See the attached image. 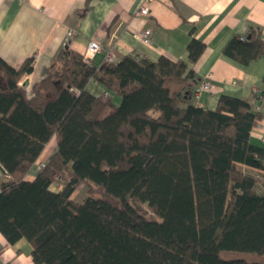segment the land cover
Masks as SVG:
<instances>
[{
    "label": "trees",
    "instance_id": "trees-1",
    "mask_svg": "<svg viewBox=\"0 0 264 264\" xmlns=\"http://www.w3.org/2000/svg\"><path fill=\"white\" fill-rule=\"evenodd\" d=\"M205 48L193 38L187 62L125 56L96 66L68 42L31 97L20 81L34 57L19 69L0 59L8 243L26 239L35 264H264L222 256L264 255V194L244 170L264 172V148L250 140L262 115L228 95L215 109L191 104L200 82L191 65ZM224 54L243 65L264 56L260 29L233 37ZM93 79L120 104L90 93ZM53 137L56 151L26 180ZM81 184L87 196L76 202Z\"/></svg>",
    "mask_w": 264,
    "mask_h": 264
},
{
    "label": "crops",
    "instance_id": "crops-1",
    "mask_svg": "<svg viewBox=\"0 0 264 264\" xmlns=\"http://www.w3.org/2000/svg\"><path fill=\"white\" fill-rule=\"evenodd\" d=\"M87 1L0 0V59L19 69L25 60L34 57L33 73L20 81L29 97L68 42L72 50L84 56L89 43L98 42L102 51L90 61L100 66L108 52L117 61L132 56L151 62L160 57L187 62L188 44L196 38L206 48L191 67L199 80L209 78L213 88L199 98L194 96L191 104L215 109L222 95L247 101L254 112L262 115L250 140L264 148V56L243 65L224 54L228 42L233 37L248 36L251 26L260 29L264 40V0H151L148 15L140 13L146 0H91L86 7ZM144 30H151L152 45L143 43ZM87 90L95 95L109 91L94 79ZM109 93L118 106L121 97ZM53 139V150L45 147L26 180H34L38 163L47 162L56 151V137ZM10 180L0 169V186ZM32 252L26 239L9 244L0 233V264H35Z\"/></svg>",
    "mask_w": 264,
    "mask_h": 264
},
{
    "label": "built area",
    "instance_id": "built-area-1",
    "mask_svg": "<svg viewBox=\"0 0 264 264\" xmlns=\"http://www.w3.org/2000/svg\"><path fill=\"white\" fill-rule=\"evenodd\" d=\"M149 1L151 0H146L147 5H144L143 7H141L140 13L142 15L149 14V11H150L148 7ZM73 35H74L73 32L69 31L68 36L72 37ZM151 36H152L151 30H144L141 33V38H142L143 43L146 45H152L153 41H152ZM101 51H102V47L98 42H90L88 49H87L85 59L90 60L92 57H94L96 54L100 53ZM106 59L112 63L117 61L115 56L112 54V52L107 53ZM212 88H213L212 81L209 78H205L203 80H200V82L195 86V88L193 89V95L196 98H199L204 92H210ZM103 95L105 96V99L110 97V93L108 91L104 92ZM43 167H45V162H41L38 164L39 169Z\"/></svg>",
    "mask_w": 264,
    "mask_h": 264
},
{
    "label": "rangeland",
    "instance_id": "rangeland-1",
    "mask_svg": "<svg viewBox=\"0 0 264 264\" xmlns=\"http://www.w3.org/2000/svg\"><path fill=\"white\" fill-rule=\"evenodd\" d=\"M54 145H55V139H52V141L47 145V150L51 152L53 150ZM244 170L249 174H253L256 178L259 179V182H260L259 192L261 194H264V173L249 170L246 168ZM52 188L53 190H59L60 187L59 185H53ZM87 191H88L87 186H85L84 184L79 185L75 193L73 194L72 199L76 202H82L84 198H86L87 196ZM222 256L224 258H230V257L244 258L248 261H257V262L264 263V255H259V254L229 251V252H222Z\"/></svg>",
    "mask_w": 264,
    "mask_h": 264
},
{
    "label": "water",
    "instance_id": "water-1",
    "mask_svg": "<svg viewBox=\"0 0 264 264\" xmlns=\"http://www.w3.org/2000/svg\"><path fill=\"white\" fill-rule=\"evenodd\" d=\"M0 169H1L3 172H5L4 169H3V167H2L1 165H0Z\"/></svg>",
    "mask_w": 264,
    "mask_h": 264
},
{
    "label": "bare ground",
    "instance_id": "bare-ground-1",
    "mask_svg": "<svg viewBox=\"0 0 264 264\" xmlns=\"http://www.w3.org/2000/svg\"><path fill=\"white\" fill-rule=\"evenodd\" d=\"M246 41V40H245Z\"/></svg>",
    "mask_w": 264,
    "mask_h": 264
}]
</instances>
